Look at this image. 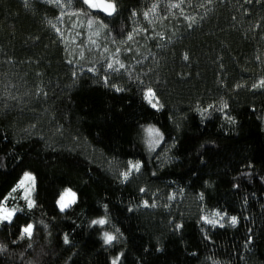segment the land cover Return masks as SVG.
Returning a JSON list of instances; mask_svg holds the SVG:
<instances>
[{
  "label": "trees",
  "instance_id": "obj_1",
  "mask_svg": "<svg viewBox=\"0 0 264 264\" xmlns=\"http://www.w3.org/2000/svg\"><path fill=\"white\" fill-rule=\"evenodd\" d=\"M111 2L0 0V264H264V0Z\"/></svg>",
  "mask_w": 264,
  "mask_h": 264
},
{
  "label": "snow or ice",
  "instance_id": "obj_2",
  "mask_svg": "<svg viewBox=\"0 0 264 264\" xmlns=\"http://www.w3.org/2000/svg\"><path fill=\"white\" fill-rule=\"evenodd\" d=\"M83 3L86 4L89 8H93V9H100L103 12H105L107 15L111 16L116 12V5L114 3L111 2V0H101V2H96V0H83ZM131 38V37H130ZM185 59H187V57H185ZM109 67H112V65H109ZM264 83V82H262ZM153 93L151 92V90L148 91V93H146V99L149 100V103H152L151 97H152ZM156 104L152 103V107L156 108ZM154 129H149V132L152 133L154 132ZM132 167L136 170H139L140 165L139 164H134L132 165ZM125 178H127L128 173L126 172L124 174ZM32 180V177L30 175H28L27 173H25V177L24 180L20 182V184L17 185V188L23 187L24 182L25 181H30ZM13 191H15V189H13ZM143 191V189H142ZM66 197H71L70 200H66ZM75 194L70 192V191H65V193L63 195L60 196L59 200L57 201V203L60 206V210L64 211L66 208H68L70 206V204L75 203ZM29 207L32 206V201L29 200ZM0 211L3 212L2 215H0V221H8L12 219V212L7 211L6 209H3L2 207V202H0ZM209 223H215V221H208ZM237 222L236 217H231L230 219V223L232 225H235ZM93 224H100V225H104L105 224V220L104 219H100L98 221H92ZM31 229H32V225H28L26 228H24V233H27L29 235H31ZM115 239L114 236L109 235L108 233L105 234L104 236V240L105 243L108 244L110 242H112ZM65 242H67V238H65ZM112 264H117L116 260H113Z\"/></svg>",
  "mask_w": 264,
  "mask_h": 264
},
{
  "label": "rangeland",
  "instance_id": "obj_3",
  "mask_svg": "<svg viewBox=\"0 0 264 264\" xmlns=\"http://www.w3.org/2000/svg\"><path fill=\"white\" fill-rule=\"evenodd\" d=\"M152 92V91H151ZM148 93V92H147ZM148 100V99H147ZM151 100H152V103H155V97L152 95V97H151ZM149 101V100H148ZM152 103H150L151 105H152ZM150 129H154L155 131L154 132H152V133H150L149 131L147 132L148 133V143H150V145L152 146V145H154L157 141V138H158V130L156 129V128H154V127H151ZM25 173H27L28 175H30L31 177H32V180H30V181H25L24 182V185H23V187H20V188H17L18 190H19V193H21V196L22 197H26V198H28L29 197V195H30V193L32 192V189H33V186H34V179H33V175L30 173V172H25ZM25 173H23V175L21 176V178L19 179V181L17 182V185L18 184H20V182L21 181H23L24 180V177H25ZM65 190L66 189H64L63 191H62V193L60 194V196L61 195H63L64 193H65ZM68 190V189H67ZM31 191V192H30ZM70 191V190H69ZM71 192V191H70ZM73 193V192H72ZM9 197H15V195H14V193L12 194V193H10L9 195H8V198ZM6 198H7V196H6ZM6 198L4 199V202L6 201ZM71 199V197H66V200H70ZM3 207V206H2ZM3 209H6L5 207H3ZM7 211H10V212H12V215H13V211H11V210H8V209H6ZM3 214V212L2 211H0V215H2ZM113 262V261H112Z\"/></svg>",
  "mask_w": 264,
  "mask_h": 264
},
{
  "label": "water",
  "instance_id": "obj_4",
  "mask_svg": "<svg viewBox=\"0 0 264 264\" xmlns=\"http://www.w3.org/2000/svg\"><path fill=\"white\" fill-rule=\"evenodd\" d=\"M96 2H101V0H96ZM99 12H101L103 15H105V16H109V15H107L105 12H103L102 10H100V9H97Z\"/></svg>",
  "mask_w": 264,
  "mask_h": 264
},
{
  "label": "clouds",
  "instance_id": "obj_5",
  "mask_svg": "<svg viewBox=\"0 0 264 264\" xmlns=\"http://www.w3.org/2000/svg\"><path fill=\"white\" fill-rule=\"evenodd\" d=\"M65 191H69V190L66 189ZM94 220H95V221H98V220H100V219H93L92 221H94ZM105 234H106V233H105ZM105 234H104V236H105ZM104 243H105V240H104ZM105 244H106V243H105Z\"/></svg>",
  "mask_w": 264,
  "mask_h": 264
}]
</instances>
